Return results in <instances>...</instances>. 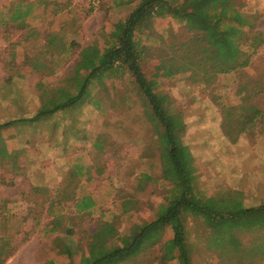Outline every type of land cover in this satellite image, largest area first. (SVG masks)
<instances>
[{"label": "rangeland", "instance_id": "obj_1", "mask_svg": "<svg viewBox=\"0 0 264 264\" xmlns=\"http://www.w3.org/2000/svg\"><path fill=\"white\" fill-rule=\"evenodd\" d=\"M137 2L0 0V123L32 118L52 97L76 93L82 51L104 47ZM232 2L253 24L247 31L264 33V0ZM193 37L184 22L154 18L137 33L148 58L144 70L150 75L163 63L171 72L159 77L157 90L182 113L198 186L219 196L217 213L258 206L264 203V115L244 130L239 115L250 103L264 112V42L249 66L215 73L199 60L205 52ZM226 108L233 114L226 116ZM161 129L126 67L93 81L79 104L0 129V263L66 264L68 246L78 264L80 254L100 256L154 220L171 188L162 176ZM86 197L92 207H82ZM186 227L193 264H264V247H256L264 226L236 229L238 250L219 246L201 217H187ZM171 235L168 226L161 235L145 234L138 253L120 264H161ZM5 238L9 247H1Z\"/></svg>", "mask_w": 264, "mask_h": 264}, {"label": "trees", "instance_id": "obj_2", "mask_svg": "<svg viewBox=\"0 0 264 264\" xmlns=\"http://www.w3.org/2000/svg\"><path fill=\"white\" fill-rule=\"evenodd\" d=\"M232 1L138 0L126 18L116 23L104 47L94 46V52H89L88 49L82 51L76 69V93L63 92L60 97H52L50 104H43L32 118L0 123L2 129L17 121L40 120L54 112L79 104L85 100L93 81L101 80L109 72L123 67L132 73L147 97L152 118L158 120L162 127L158 133L162 176L171 184L166 201L159 207L154 220L141 224L132 234L121 237L119 245L108 248L100 256L91 252L80 254L78 264L125 262L138 253L139 243L145 234L153 232L161 235L166 226L170 228L172 235L161 247L160 263L193 264L192 247L187 240L186 218L189 216L201 217L206 226L213 230V239L218 241L217 244H230L233 246L230 248L234 250L239 249L236 241H232L236 237V229L264 226V203L258 206L236 205L229 212L217 213L215 205L219 196L204 194L199 188L195 156L183 139L185 120L181 111L176 110L169 95L157 90L159 77L170 76L171 72L160 63L155 68L157 70L149 75L144 70L148 61L145 48L137 38V33L145 30L154 18L172 17L184 22L188 29L194 32L193 41L205 52L199 60L210 62L215 73H229L247 67L251 63L253 52L264 42V33L258 30L247 31L245 27L251 28L253 24L248 15L234 6ZM26 14H19L17 18ZM162 68L164 70L160 72ZM240 107L243 112L239 117L244 121L242 130L264 115L254 104H243ZM225 112L226 116L233 114L229 108H226ZM1 152L6 153L7 150L2 149ZM81 205L84 208L92 207L94 200L86 197ZM56 226L57 224H53L50 231H55ZM10 242L9 238H5L1 247H9ZM256 247H264V239L260 240ZM63 254L70 258V262L66 264H74L73 247H64ZM48 264L62 263L49 260Z\"/></svg>", "mask_w": 264, "mask_h": 264}, {"label": "built area", "instance_id": "obj_3", "mask_svg": "<svg viewBox=\"0 0 264 264\" xmlns=\"http://www.w3.org/2000/svg\"><path fill=\"white\" fill-rule=\"evenodd\" d=\"M92 2L96 5L98 4V0H92Z\"/></svg>", "mask_w": 264, "mask_h": 264}]
</instances>
